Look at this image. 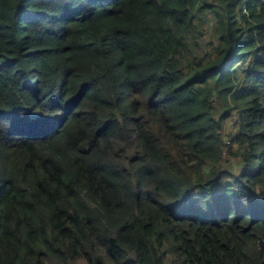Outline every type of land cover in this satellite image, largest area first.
Returning <instances> with one entry per match:
<instances>
[{"label": "trees", "instance_id": "trees-1", "mask_svg": "<svg viewBox=\"0 0 264 264\" xmlns=\"http://www.w3.org/2000/svg\"><path fill=\"white\" fill-rule=\"evenodd\" d=\"M0 264H264V0H0Z\"/></svg>", "mask_w": 264, "mask_h": 264}, {"label": "rangeland", "instance_id": "rangeland-1", "mask_svg": "<svg viewBox=\"0 0 264 264\" xmlns=\"http://www.w3.org/2000/svg\"><path fill=\"white\" fill-rule=\"evenodd\" d=\"M205 52H206V51H205ZM205 52H204V49H203V50L200 51V54L202 55V54L205 53Z\"/></svg>", "mask_w": 264, "mask_h": 264}, {"label": "built area", "instance_id": "built-area-1", "mask_svg": "<svg viewBox=\"0 0 264 264\" xmlns=\"http://www.w3.org/2000/svg\"><path fill=\"white\" fill-rule=\"evenodd\" d=\"M230 143V141H227V144Z\"/></svg>", "mask_w": 264, "mask_h": 264}, {"label": "water", "instance_id": "water-1", "mask_svg": "<svg viewBox=\"0 0 264 264\" xmlns=\"http://www.w3.org/2000/svg\"><path fill=\"white\" fill-rule=\"evenodd\" d=\"M261 243H262V241H261Z\"/></svg>", "mask_w": 264, "mask_h": 264}]
</instances>
